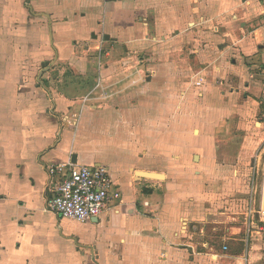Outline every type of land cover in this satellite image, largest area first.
<instances>
[{"label": "crops", "instance_id": "1", "mask_svg": "<svg viewBox=\"0 0 264 264\" xmlns=\"http://www.w3.org/2000/svg\"><path fill=\"white\" fill-rule=\"evenodd\" d=\"M74 1L0 0V264H264V0ZM70 162L121 196L87 224Z\"/></svg>", "mask_w": 264, "mask_h": 264}, {"label": "built area", "instance_id": "2", "mask_svg": "<svg viewBox=\"0 0 264 264\" xmlns=\"http://www.w3.org/2000/svg\"><path fill=\"white\" fill-rule=\"evenodd\" d=\"M196 85L200 87L202 81H198ZM48 174L54 185L48 209L80 224L99 218L111 202L121 197L118 186L105 166L90 167L71 162L51 164ZM261 230L264 234V227Z\"/></svg>", "mask_w": 264, "mask_h": 264}, {"label": "rangeland", "instance_id": "3", "mask_svg": "<svg viewBox=\"0 0 264 264\" xmlns=\"http://www.w3.org/2000/svg\"><path fill=\"white\" fill-rule=\"evenodd\" d=\"M74 2H77L76 0ZM249 130L256 133V138L252 139L253 142L257 143L256 148H260L262 150V155H261V169L264 167V108H263V113L260 118H256L252 120V122H249L248 124ZM237 130V129H236ZM259 136V137H258ZM113 176L115 175V172H112ZM264 227V221H261V223L258 225V231H259V236L262 240L261 243L264 245V234L262 232V228Z\"/></svg>", "mask_w": 264, "mask_h": 264}, {"label": "water", "instance_id": "4", "mask_svg": "<svg viewBox=\"0 0 264 264\" xmlns=\"http://www.w3.org/2000/svg\"><path fill=\"white\" fill-rule=\"evenodd\" d=\"M75 159V158H74ZM140 176H142V177H147V178H154V179H159V178H161V176L160 175H155V174H148V173H138ZM264 194V193H263ZM263 197H264V195H263ZM263 210H264V204H263ZM95 220V219H94ZM93 220V221H94Z\"/></svg>", "mask_w": 264, "mask_h": 264}, {"label": "bare ground", "instance_id": "5", "mask_svg": "<svg viewBox=\"0 0 264 264\" xmlns=\"http://www.w3.org/2000/svg\"><path fill=\"white\" fill-rule=\"evenodd\" d=\"M264 191V190H263ZM263 204H264V201H263Z\"/></svg>", "mask_w": 264, "mask_h": 264}]
</instances>
